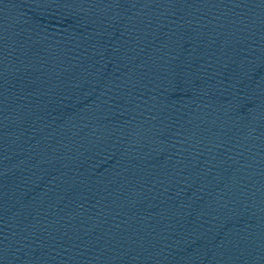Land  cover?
Listing matches in <instances>:
<instances>
[{"label":"water","instance_id":"water-1","mask_svg":"<svg viewBox=\"0 0 264 264\" xmlns=\"http://www.w3.org/2000/svg\"><path fill=\"white\" fill-rule=\"evenodd\" d=\"M0 264H264V0L1 7Z\"/></svg>","mask_w":264,"mask_h":264}]
</instances>
